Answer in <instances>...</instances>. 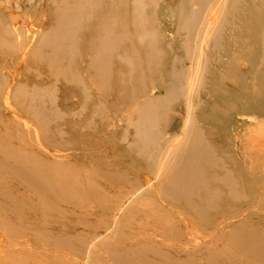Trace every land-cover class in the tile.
<instances>
[{"label": "rangeland", "instance_id": "374dc122", "mask_svg": "<svg viewBox=\"0 0 264 264\" xmlns=\"http://www.w3.org/2000/svg\"><path fill=\"white\" fill-rule=\"evenodd\" d=\"M5 1L0 0V264H141L142 260L143 264H239L243 254L246 264H262L247 255L257 237L264 240V64L255 62V54L249 56L253 48H245L238 40L230 53L237 60L228 72L242 74L244 69L243 82L251 80L257 88L256 97L245 84L239 99L228 98L237 91L223 87L227 97L210 100L202 93L200 98L206 100L192 111L199 117L209 113L204 128L210 118L214 121L208 140L218 155L225 152V157L238 163L237 167H227L233 176L238 171L240 192L249 203L238 213L235 209L226 212L227 224L219 234L204 233L201 228L211 219L218 222L222 210L205 207L206 215L198 219L166 193L156 190L157 195H148L146 187L140 186L151 169L147 160L127 148L126 140L134 135L129 127L132 110L131 116L124 115L131 98L102 100L97 94L100 86L87 84L85 59L73 65L80 84H71L67 90L50 80L45 63L38 60L37 43L45 34V23L53 21L50 10L55 0L48 1L47 12L40 9L38 0L28 4ZM159 1L161 8L164 0ZM191 7L197 10L199 6ZM31 8L34 14H30ZM159 11L165 12L162 8ZM255 11L256 21L242 25L244 30L237 36L242 39L253 32L256 41L264 44V9ZM164 15L163 32L173 42V18ZM259 48L264 50V46ZM229 84L235 87L236 80ZM23 87L25 96L19 95ZM79 91L86 94L84 101L78 97ZM44 92L55 99V103L50 102L52 107L41 95ZM97 100H102V107L96 108ZM209 102L213 109L207 112ZM49 109L57 110L61 120L49 115ZM105 120L109 122L99 128ZM108 173L117 177L109 178ZM36 182L52 191L41 190ZM208 186L221 189L215 182ZM222 197L219 202L224 201ZM159 198L200 227L191 226L197 233L191 236L195 235L191 245L194 251L181 249L171 258L165 255V247L171 243L175 250L180 248L175 235L187 227L184 222L176 226L179 214L175 216L168 205L158 202ZM170 214L173 223L168 220ZM163 233H170V239H163Z\"/></svg>", "mask_w": 264, "mask_h": 264}, {"label": "bare ground", "instance_id": "6f19581e", "mask_svg": "<svg viewBox=\"0 0 264 264\" xmlns=\"http://www.w3.org/2000/svg\"><path fill=\"white\" fill-rule=\"evenodd\" d=\"M38 1L40 9L46 12L50 9L47 4L50 0ZM31 2L23 0L22 4ZM193 4L199 6L197 10L192 9ZM161 8L165 10V15L160 14ZM161 8L159 0H55V6L50 10L53 21L45 23V26H50H43L45 34L37 43V57L45 63L44 69L49 73L50 80L62 84L67 90L71 84H80L73 65L76 60L85 59L83 70L89 76L87 84L100 86L97 94L103 96L102 100L131 98L124 115H130L132 110L129 127L134 135L126 140L127 148L138 158L147 160L151 169L146 175L147 180L140 186L146 187L144 192L148 195L166 193L169 199L188 207L198 219L206 215L205 207L222 210L223 216L218 222L216 218L211 219L201 228L204 233L211 231L219 234L228 219L226 212L235 209L238 213L242 206L249 203L240 192L242 185L238 171L233 176L230 167H227L228 164L237 167L238 163L225 157V152L218 155L215 145L208 140L213 133L214 121L210 118L204 128V120L210 116L209 113L207 117H199L192 111L198 110L206 100L204 97L210 100L227 97L223 87L237 91L228 98L239 99L244 84L255 95L257 88L252 86L251 80L248 78L243 82L246 75L244 69L242 74L238 71L229 73L228 70L234 67L237 60L230 53L238 40L245 48H253L249 56L255 54L256 63L264 64V50L259 48L264 44L256 41L253 32L242 39L237 36L244 30L242 25L256 21L255 10L264 9V0H164ZM33 11L29 9L30 14H34ZM162 15L173 18L176 37L173 42H169L163 32ZM232 79L236 80L235 87L229 86ZM25 91H19V95L25 96ZM202 93H205L204 97L200 98ZM243 93H246L245 90ZM50 94L44 92L41 95L49 99L51 106L55 99ZM77 95L81 101L86 99L84 91L81 95L79 91ZM261 95L264 102V91ZM43 96L41 98L44 99ZM102 100L96 101V108L103 106ZM212 104L209 102L205 106L207 112L213 109ZM49 112V115L61 120L57 110L49 109ZM34 116L35 119L37 115ZM169 121L171 126L167 127ZM107 122L109 120H105L99 128ZM108 177L115 179L117 175L108 173ZM212 182L221 189L210 188L208 184ZM36 183L41 190L49 189ZM220 196L224 201L219 202ZM248 199L250 201L251 196ZM240 200L242 205H239ZM158 202L168 205L169 211H175L167 200L159 198ZM174 214H179L176 226L184 222L187 228L175 235L180 248L175 250L173 243L165 247L164 253L168 258L181 249L194 251L191 245L196 241L195 235L191 237L196 233L195 229H191V226H196L193 220L190 217L185 220V215L179 210ZM153 218L158 220L155 215ZM161 220L167 224L166 219ZM168 220L174 222L172 214ZM161 237L170 239V233H163ZM256 240L247 249V255L264 264V240ZM243 256L239 264H246Z\"/></svg>", "mask_w": 264, "mask_h": 264}]
</instances>
